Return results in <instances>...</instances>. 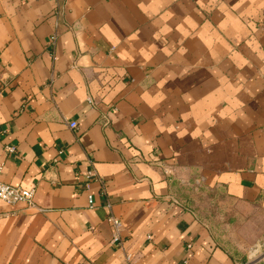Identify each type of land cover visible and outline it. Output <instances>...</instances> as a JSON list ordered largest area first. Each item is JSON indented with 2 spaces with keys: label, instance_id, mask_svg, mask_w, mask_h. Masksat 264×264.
Returning a JSON list of instances; mask_svg holds the SVG:
<instances>
[{
  "label": "crops",
  "instance_id": "obj_1",
  "mask_svg": "<svg viewBox=\"0 0 264 264\" xmlns=\"http://www.w3.org/2000/svg\"><path fill=\"white\" fill-rule=\"evenodd\" d=\"M0 164V264H264V0H0Z\"/></svg>",
  "mask_w": 264,
  "mask_h": 264
},
{
  "label": "built area",
  "instance_id": "obj_2",
  "mask_svg": "<svg viewBox=\"0 0 264 264\" xmlns=\"http://www.w3.org/2000/svg\"><path fill=\"white\" fill-rule=\"evenodd\" d=\"M54 41V37L52 38V42ZM88 103L90 104L91 101L88 99ZM70 129H76L77 124L74 122L69 123ZM5 152L8 154L14 153L13 147H6ZM2 164H0V173L2 171ZM193 191L198 192L200 188L202 187L204 180L202 178H198L194 181ZM84 190L86 192L89 191V186L86 184L84 186ZM34 189H21V188H15L8 185H5L0 182V201L7 205H16V204H23L26 207H34L33 199H34ZM171 202H173L175 205L181 206L182 204L177 201L176 199L171 198ZM88 205L90 208H92L93 205V199L91 195H88ZM108 222L111 225L112 228V236H111V245H113L117 249H122L123 247V241L121 239V232H122V223L118 218H115L113 216L109 217ZM129 259V256L126 257ZM186 264V263H184Z\"/></svg>",
  "mask_w": 264,
  "mask_h": 264
}]
</instances>
